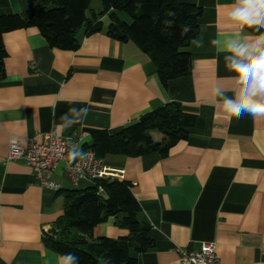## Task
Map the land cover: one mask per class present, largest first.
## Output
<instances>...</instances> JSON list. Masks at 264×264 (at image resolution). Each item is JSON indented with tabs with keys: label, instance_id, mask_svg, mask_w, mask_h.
Listing matches in <instances>:
<instances>
[{
	"label": "crops",
	"instance_id": "1",
	"mask_svg": "<svg viewBox=\"0 0 264 264\" xmlns=\"http://www.w3.org/2000/svg\"><path fill=\"white\" fill-rule=\"evenodd\" d=\"M201 8L198 33L186 46L187 74L163 84L157 68L132 40L110 37L107 13L102 28L75 33L78 47H51L36 27L3 33L6 51L0 79V264H63L43 237L61 215L72 187L58 162L51 178L54 191L40 186L22 160H6L8 140L41 142L52 129L71 137L70 160L90 144L94 131L115 132L141 115L177 103L198 123L185 128L187 138L164 154H108L100 179L125 180L150 225L153 246L136 255L137 264H180L176 247L196 250L213 242L220 264H264V116H230L224 98L237 87L227 64L229 41L246 43L264 28L238 29L227 13L235 0H180ZM91 3L93 7H91ZM26 0H0V14L22 13ZM92 12L100 0L89 1ZM87 12V13H88ZM97 13V12H96ZM118 16L129 21L123 13ZM150 135L163 139L158 131ZM106 198L108 192L99 187ZM128 231L109 216L92 237L118 238Z\"/></svg>",
	"mask_w": 264,
	"mask_h": 264
},
{
	"label": "trees",
	"instance_id": "2",
	"mask_svg": "<svg viewBox=\"0 0 264 264\" xmlns=\"http://www.w3.org/2000/svg\"><path fill=\"white\" fill-rule=\"evenodd\" d=\"M89 1L26 0L24 12L0 14V79L6 56L3 33L36 27L51 47L75 50L76 31L82 26L89 31L100 30L101 21L96 19L105 13L109 18L105 32L117 40L135 42L155 64L163 84L189 72L191 58L186 46L199 30V6L180 0H100V10L91 13L96 20L93 23L87 15ZM118 13L125 14L129 21ZM197 123L196 116L183 112L177 103H168L115 132L94 131L85 149L100 158L108 154L139 156L151 151L164 154L187 138L186 127ZM151 131L160 132L163 139L154 141ZM99 187L108 192L106 198L98 193ZM140 212L129 182L96 179L88 186L66 190L63 211L42 241L46 248L71 256V264H137L136 255L153 246L150 225L140 219ZM109 216L128 231L127 235L93 238L94 226Z\"/></svg>",
	"mask_w": 264,
	"mask_h": 264
},
{
	"label": "built area",
	"instance_id": "3",
	"mask_svg": "<svg viewBox=\"0 0 264 264\" xmlns=\"http://www.w3.org/2000/svg\"><path fill=\"white\" fill-rule=\"evenodd\" d=\"M71 137L59 135L54 129L43 136L41 142L33 140L22 145L17 139L8 140L6 160H22L32 170L35 181L42 187L59 191L60 183L52 178V172L58 162H63V172L72 187L81 181H94L103 177V159L90 149L81 150L70 160V152L75 149ZM180 264H220L213 242H203L196 250L175 248Z\"/></svg>",
	"mask_w": 264,
	"mask_h": 264
},
{
	"label": "clouds",
	"instance_id": "4",
	"mask_svg": "<svg viewBox=\"0 0 264 264\" xmlns=\"http://www.w3.org/2000/svg\"><path fill=\"white\" fill-rule=\"evenodd\" d=\"M230 21L241 31L245 28H264V0H235L227 13ZM246 43L229 41L227 50L232 59L227 64L235 73V98L223 99V110L230 116L244 113L264 116V33L249 35ZM72 257L63 258L71 264Z\"/></svg>",
	"mask_w": 264,
	"mask_h": 264
},
{
	"label": "rangeland",
	"instance_id": "5",
	"mask_svg": "<svg viewBox=\"0 0 264 264\" xmlns=\"http://www.w3.org/2000/svg\"><path fill=\"white\" fill-rule=\"evenodd\" d=\"M91 7H93V4H92V3H91ZM94 11H95V13H96V12H98V10H97V9H96V10H94ZM87 15H88L89 17H91V15H90V13H89V12L87 13Z\"/></svg>",
	"mask_w": 264,
	"mask_h": 264
}]
</instances>
